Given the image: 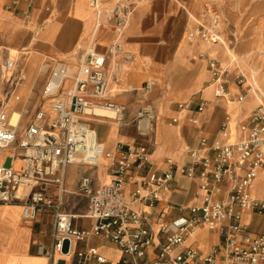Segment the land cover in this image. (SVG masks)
I'll return each instance as SVG.
<instances>
[{"label": "built area", "instance_id": "1", "mask_svg": "<svg viewBox=\"0 0 264 264\" xmlns=\"http://www.w3.org/2000/svg\"><path fill=\"white\" fill-rule=\"evenodd\" d=\"M24 1L29 6L24 13L29 17L34 0ZM19 2L14 0V6ZM136 4L134 0H118L107 6L103 0H92L95 30L110 27L115 34L113 43L101 51L94 41L86 58L76 64L69 59L47 60V79L40 90L30 89L36 97L23 98L19 93L29 80L20 54L12 57L10 51L5 55L0 50V204H21L27 223H34L43 210L53 209L54 243L46 254L53 259L58 253L73 255V264H113L100 245L92 243L94 239L109 241L120 249L123 256L117 264H264V229L253 235L245 222L248 212L264 216V199L252 193L264 169V96L253 81L249 82L236 56L229 54L225 61L213 48L221 42L222 19L215 8L207 6L188 31L187 40L208 46L201 57L207 60L216 102L244 104L252 94L259 103L245 117L227 112L217 133L203 135L198 147L189 151L190 162L179 166L168 159L167 167L160 168L153 157L157 109L149 102L159 81L146 83V103L132 121L127 119L128 105L114 101L111 95L118 74L109 65L124 52ZM232 85L235 94L230 91ZM191 107L179 104L181 110ZM205 108L203 100L196 113ZM100 110L112 115H101ZM16 112L20 117L13 123ZM181 119L173 117L169 124L177 125ZM100 121L120 127L132 122L136 136L108 151L96 129ZM190 121L200 124L197 116H191ZM104 159L109 160L110 181L94 185L91 176H82L78 193L87 198V211H67L68 167H98ZM133 171L142 174L128 194L126 183ZM178 174L199 179V201L169 207L179 215L155 231L149 224L150 214L138 206L153 207L164 201V193L173 189ZM49 185L56 186V195L47 191ZM225 185L228 188L224 189ZM83 218L93 220V225L78 226L76 221ZM203 226L220 237L205 255L187 245L191 234ZM78 244L85 246L78 249ZM152 247L155 256L150 258Z\"/></svg>", "mask_w": 264, "mask_h": 264}, {"label": "crops", "instance_id": "2", "mask_svg": "<svg viewBox=\"0 0 264 264\" xmlns=\"http://www.w3.org/2000/svg\"><path fill=\"white\" fill-rule=\"evenodd\" d=\"M92 0H34L30 16L25 15L29 9L24 0L14 6V0H0V50L8 55L17 51L28 57L25 69L28 75L29 88L40 90L47 79L43 70L46 61L51 58L69 59L79 63L86 58L89 47L97 41L98 48L105 51L114 39V31L109 27L95 30L96 14L91 6ZM105 5H114L118 0H103ZM135 11L124 39V52L112 59L111 71H116L118 79L112 86V99L128 105L127 119L132 121L139 107L146 103L143 89L147 82L158 80L149 99L157 109V132L155 135L154 159L160 168L167 167V160L173 159L181 166L190 162L189 151L198 147L203 135L214 136L219 130L227 112L235 116H244L254 105L232 102H216L215 86L211 83L208 63L201 53L208 46L200 41L190 43L188 31L194 28L205 8L211 6L221 10L225 16V29L228 22L234 21L236 8H249L253 24L249 26L252 47L259 48L260 59L251 66V74L264 71V46L260 30L264 23V0H134ZM219 12V11H218ZM257 25V26H256ZM214 45L221 59H229L233 48H224L225 41ZM234 40H232L233 43ZM254 46V47H255ZM232 50V51H230ZM223 52H226V54ZM237 57V56H236ZM252 56L244 60L252 63ZM259 75V74H258ZM264 81V75H263ZM30 82V83H29ZM29 84V85H28ZM33 84V85H32ZM23 88L20 89V94ZM231 93L236 88L230 86ZM206 101L202 113H196L198 104ZM188 103L192 107L181 110L179 104ZM182 117L177 125H170L173 117ZM191 116H197L200 124H193ZM96 129L101 142L108 151L116 150L119 142H127L136 136V127L131 122L120 127L112 122L100 121ZM109 160L104 159L98 167L73 165L66 173L64 195L65 209L75 214H85L88 200L78 193L82 176L93 178L94 185L110 181ZM140 171H133L128 177L126 191L129 194L140 178ZM228 188L227 185L223 187ZM47 191L56 195V186L49 185ZM199 179H189L178 174L173 189L164 193V201L150 206H138L150 214V226L158 231L161 224L170 223L179 215L178 211L169 208L175 205L193 204L199 201ZM252 193L254 197L264 199V169L255 180ZM220 195L217 194L216 197ZM21 204H0V264H73V255L52 257L46 251L53 247L54 211L45 209L34 223H27L22 218ZM245 222L249 232L260 234L264 229V216L248 212ZM94 221L83 218L76 221L80 227H91ZM220 241L219 234L203 226L194 231L187 245L196 247L205 255ZM93 244L100 245L101 252L113 264H117L123 254L109 241L94 239ZM85 245L78 244L77 248ZM150 258L155 256V247L150 249Z\"/></svg>", "mask_w": 264, "mask_h": 264}, {"label": "rangeland", "instance_id": "3", "mask_svg": "<svg viewBox=\"0 0 264 264\" xmlns=\"http://www.w3.org/2000/svg\"><path fill=\"white\" fill-rule=\"evenodd\" d=\"M249 8H236L235 9V15H234V21L233 22H228V30L226 31L224 23H225V16L223 15L221 10H218L221 19H222V23H221V29H222V38L225 41V45L224 48H221V50L224 51V49L229 50V48H233V53H236L237 58L239 59L238 65L240 67L241 70H243L248 76H249V82L251 83V66L253 65V63H257L260 59V53H259V48L251 45L250 42L255 41V39L253 40L251 38V34L249 33V26H251L253 23V19L250 18L249 16ZM257 26V25H256ZM260 38H261V43L262 46H264V23L262 24V28L260 30ZM232 40L233 43H232ZM12 53V57H16L18 55L17 51H11ZM226 54V52H223V54ZM227 55V54H226ZM244 56H252V63L247 62L244 60ZM20 57H22V61L24 63H26L28 57L26 58V56L20 54ZM59 58V57H58ZM60 59V58H59ZM227 61V60H225ZM45 65L43 66V70ZM234 69L236 68V66L234 65L233 67ZM259 75L256 77V88L258 90L261 91V93L264 96V81H263V75H264V71L261 73H258ZM28 83V82H27ZM30 83V82H29ZM29 85V84H28ZM33 85V84H32ZM29 88L28 87H24L21 91V96H25L28 92ZM25 98V97H24ZM248 101H253L254 105L252 106V108L249 110V112L258 105L259 103V98L256 97L255 95H250L248 97V99L246 100V103ZM245 103V104H246ZM248 112V113H249ZM247 113V114H248ZM246 114V115H247ZM246 115H244L243 117H245Z\"/></svg>", "mask_w": 264, "mask_h": 264}, {"label": "bare ground", "instance_id": "4", "mask_svg": "<svg viewBox=\"0 0 264 264\" xmlns=\"http://www.w3.org/2000/svg\"><path fill=\"white\" fill-rule=\"evenodd\" d=\"M258 71H255V72H253L250 76H251V80L253 81V84L255 85V87H257L256 86V77L258 76ZM98 113L99 114H101V115H107V116H111L112 114H111V112H108V111H105V110H100V111H98ZM234 115V114H233ZM19 117H20V113L19 112H16L14 115H13V118H12V121H13V123H17V121H18V119H19ZM17 164V163H16ZM18 167V166H17Z\"/></svg>", "mask_w": 264, "mask_h": 264}, {"label": "water", "instance_id": "5", "mask_svg": "<svg viewBox=\"0 0 264 264\" xmlns=\"http://www.w3.org/2000/svg\"><path fill=\"white\" fill-rule=\"evenodd\" d=\"M8 164H10V160H8Z\"/></svg>", "mask_w": 264, "mask_h": 264}]
</instances>
